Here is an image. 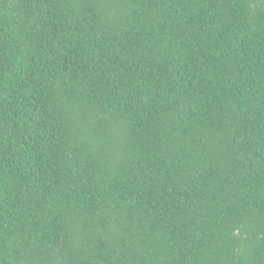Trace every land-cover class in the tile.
Listing matches in <instances>:
<instances>
[{"label":"trees","instance_id":"16d2710c","mask_svg":"<svg viewBox=\"0 0 264 264\" xmlns=\"http://www.w3.org/2000/svg\"><path fill=\"white\" fill-rule=\"evenodd\" d=\"M0 264H264V0H0Z\"/></svg>","mask_w":264,"mask_h":264}]
</instances>
